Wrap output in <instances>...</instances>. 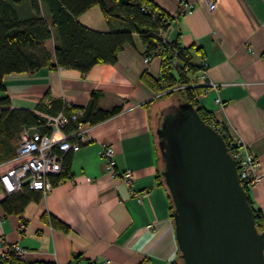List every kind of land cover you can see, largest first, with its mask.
Instances as JSON below:
<instances>
[{"label": "crops", "instance_id": "obj_1", "mask_svg": "<svg viewBox=\"0 0 264 264\" xmlns=\"http://www.w3.org/2000/svg\"><path fill=\"white\" fill-rule=\"evenodd\" d=\"M4 1L20 20L34 15L29 0ZM152 1L170 15L180 13V0ZM184 1L190 10L176 17L161 36L169 42L178 37L183 48L201 49L202 58L193 53L192 61L206 66L204 75L201 71L190 78L216 86H208L198 102L225 128L229 141L240 142L256 157L260 181L248 195L264 216V0H215L211 12L204 0ZM39 13L47 23L51 13L46 4ZM77 20L95 31L109 30L96 6ZM142 52L135 38L134 45H124L115 64H96L84 74L43 66L3 77L0 99L8 98L11 109L38 114L37 105L54 99L83 108L91 93L98 92L99 108L122 105V110L90 126L88 142L69 153L67 179L28 203L19 215L6 214L0 206V253L18 247L23 251L18 264L179 261L168 191L157 180L162 161L156 134L162 117L177 105L165 99L148 104L156 96L140 77L144 71L157 75L159 57L145 64ZM104 147L112 150L118 173H131L129 184L104 170ZM6 161L0 159V175L10 167ZM6 196L0 186V204ZM50 217L67 231L53 228Z\"/></svg>", "mask_w": 264, "mask_h": 264}, {"label": "trees", "instance_id": "obj_2", "mask_svg": "<svg viewBox=\"0 0 264 264\" xmlns=\"http://www.w3.org/2000/svg\"><path fill=\"white\" fill-rule=\"evenodd\" d=\"M29 4L34 15L30 19L20 20L13 7L0 0V91L4 90L3 77L12 73L32 72L46 66L51 70L73 69L84 74L96 64H115L124 45H134V39L138 38L143 46L142 57H149L150 60L159 57L157 75L144 71L140 77L156 96L148 104L162 99H169L176 105L190 104L199 118L222 137L231 153L225 128L198 102L197 98L206 91V87L193 85L196 79L190 78L206 68L203 63L192 61L193 53H199L202 58L201 49L195 45L183 48L178 37L169 42L161 36L181 13L170 15L152 0H29ZM43 4L48 6L51 13L47 23L39 13ZM95 6L109 26L107 32L89 29L77 20L79 15ZM180 86L183 87L178 88ZM100 96L98 92L91 93L83 108L54 99L46 106L37 105L36 111L48 115L59 112L68 115L80 111V121L91 126L122 110V105L110 109L99 108ZM42 122L43 118L35 112L11 109L8 98L0 99V159L8 160L14 156V142L18 140L21 127H38ZM69 170L68 153L63 156L60 174L50 177L52 185L67 179ZM157 180L163 184L161 174L157 175ZM241 185L246 191L247 203L252 207L249 188L243 183ZM41 197L39 191L23 186L21 191L7 195L0 206L6 214L19 215L28 203L37 202ZM169 202L172 215L170 197ZM252 209L257 230L264 232V216ZM49 222L53 228L67 231V227L55 218L50 217ZM8 263L18 264L19 261L13 254L0 257V264ZM173 264H182L181 258Z\"/></svg>", "mask_w": 264, "mask_h": 264}, {"label": "water", "instance_id": "obj_3", "mask_svg": "<svg viewBox=\"0 0 264 264\" xmlns=\"http://www.w3.org/2000/svg\"><path fill=\"white\" fill-rule=\"evenodd\" d=\"M171 109L156 134L182 264H264V232L229 148L190 104Z\"/></svg>", "mask_w": 264, "mask_h": 264}, {"label": "built area", "instance_id": "obj_4", "mask_svg": "<svg viewBox=\"0 0 264 264\" xmlns=\"http://www.w3.org/2000/svg\"><path fill=\"white\" fill-rule=\"evenodd\" d=\"M204 1L211 12L215 7V0ZM180 5L181 14L191 8L184 0H180ZM163 40L166 41L165 38ZM149 61V57H143L145 64ZM202 74L204 75V71ZM193 83L206 87V90L208 86L212 88L216 86L213 83L204 85L201 80L200 82L194 80ZM215 101L219 103V99ZM37 115L43 118V122L38 127H21L14 156L4 163L10 167L0 175V186L7 195L21 191L23 186L39 191L42 196L46 195L53 187L50 177L58 176L62 170L63 156L76 152L89 140L90 126L80 121V111L68 115L63 112L55 115L40 112ZM229 144L240 182L248 188L258 184L260 174L256 157L240 142L229 141ZM101 158L104 170L112 178H121L127 184L131 182L132 176L129 171L117 172L113 152L109 147L102 149ZM86 180L91 181L90 178ZM11 254L20 257L23 251L18 247H7L0 253V257L6 258Z\"/></svg>", "mask_w": 264, "mask_h": 264}, {"label": "rangeland", "instance_id": "obj_5", "mask_svg": "<svg viewBox=\"0 0 264 264\" xmlns=\"http://www.w3.org/2000/svg\"><path fill=\"white\" fill-rule=\"evenodd\" d=\"M166 100V103L169 102L170 100L169 99H165ZM166 111V109H164V112ZM158 129V128H157ZM161 163V162H160ZM161 169L163 170V164L161 163Z\"/></svg>", "mask_w": 264, "mask_h": 264}, {"label": "flooded vegetation", "instance_id": "obj_6", "mask_svg": "<svg viewBox=\"0 0 264 264\" xmlns=\"http://www.w3.org/2000/svg\"><path fill=\"white\" fill-rule=\"evenodd\" d=\"M171 113H174L173 110L171 111Z\"/></svg>", "mask_w": 264, "mask_h": 264}]
</instances>
